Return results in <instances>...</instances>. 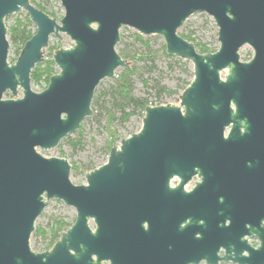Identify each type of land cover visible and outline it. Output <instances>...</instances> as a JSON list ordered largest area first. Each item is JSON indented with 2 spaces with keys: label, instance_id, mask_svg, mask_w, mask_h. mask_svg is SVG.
Segmentation results:
<instances>
[{
  "label": "water",
  "instance_id": "1",
  "mask_svg": "<svg viewBox=\"0 0 264 264\" xmlns=\"http://www.w3.org/2000/svg\"><path fill=\"white\" fill-rule=\"evenodd\" d=\"M58 1L60 20L29 0H0V264H264V0ZM22 11L36 32L10 62L5 19ZM198 13L217 27L214 53L177 32ZM122 27L161 36L168 57L192 64L193 79L179 106L148 105L140 130L74 185L66 155L39 149L91 118L100 82L128 66L116 50ZM61 34L73 45L54 52L57 73L34 90L31 71ZM244 45L253 56L240 58ZM49 200L72 207L75 220L36 253L29 240Z\"/></svg>",
  "mask_w": 264,
  "mask_h": 264
},
{
  "label": "rangeland",
  "instance_id": "2",
  "mask_svg": "<svg viewBox=\"0 0 264 264\" xmlns=\"http://www.w3.org/2000/svg\"><path fill=\"white\" fill-rule=\"evenodd\" d=\"M39 3L46 12L51 15L53 14L56 20H60L64 14L63 8L61 7L58 0H35ZM27 13L22 11L18 14L12 15L5 19L7 33L8 28L13 24L15 19L23 20ZM30 29L33 31L35 26L32 24ZM182 36L192 33V37L195 38V42H201L205 44L209 49H218L219 43L217 41V27L215 26L211 17L204 13H198L191 15L177 31ZM135 30L122 27L120 29V40L126 41L131 44V47L138 49L139 51L146 52V47L143 43L137 41L134 38ZM144 40L148 42L149 49L151 51L161 50L164 46V40L161 36L151 35L142 36ZM73 42L65 34H61V39H56L51 37L49 40L48 47L44 49L43 56L44 61L52 59L55 51L59 49L60 46H72ZM123 45L118 44L116 50L118 53L122 49ZM240 58H246L253 56V50L250 46L244 45L239 50ZM17 57L14 53L13 47L10 45L8 52V59L10 62L14 61ZM166 59L162 58L157 60L156 69L152 73L145 74L144 78L148 79L149 83L153 80H159L168 89L175 91L174 94H164L160 98L156 97L155 94L146 89L140 79L134 78L133 80V93L137 97L147 98L149 102L156 103L158 105H175L179 106V96L186 86V83H190L193 79V66L189 61H185L179 58ZM143 65L142 62L138 63ZM123 68H119L116 71V76H118ZM226 72L222 73V77ZM115 80L104 79L98 85V88L109 89L111 85L114 84ZM30 86L34 90H42L46 85L44 82H39L35 84L31 81ZM11 95V93H6ZM22 96V90L19 89L18 95ZM115 103H117L110 95L102 97L99 102L100 105H104L106 108L112 109L116 117H119V111L116 109ZM142 115L136 113L130 117L129 121L124 124H119L117 120L113 123L111 129L106 127L105 113L101 110L100 122H96L88 118L84 120L79 129L69 135L67 138L60 141L57 147L50 150H41L43 154H56V155H66L73 169L70 171V180L74 185L86 184L85 174L100 167L106 163L109 149L108 144L113 140V145H119L122 138L130 136L138 132L142 125ZM113 136V138H111ZM67 140L81 141V145L74 148L72 144L67 142ZM75 210L72 207L66 206L61 201L49 200L43 209L41 215L36 219L35 229L32 233L29 245L30 249L36 253L44 252L45 241L36 235V229L38 227L49 230L48 225H50L52 220H63L68 224H73L75 220ZM91 227H94L90 223ZM108 264V263H104Z\"/></svg>",
  "mask_w": 264,
  "mask_h": 264
},
{
  "label": "trees",
  "instance_id": "3",
  "mask_svg": "<svg viewBox=\"0 0 264 264\" xmlns=\"http://www.w3.org/2000/svg\"><path fill=\"white\" fill-rule=\"evenodd\" d=\"M35 7L46 13L50 17H54L53 14L49 15L44 7L39 3H36L35 0H29ZM32 23L29 20L28 14L23 20L15 19L13 24L8 28V37L9 43L14 49L15 55L17 57L20 55L24 44L35 34L36 29L33 31L30 29ZM181 36V35H180ZM192 33L181 36L187 41L194 44L197 51L202 54L214 53L216 49H209L205 44L201 42L196 43L195 38L192 37ZM134 38L143 43L146 47V52L139 51L131 47V44L126 41L120 40L119 44L123 45L122 49L118 53L122 59L127 63V67L123 68L121 73L117 76V79L114 81V84L109 87V89H99L98 87L95 90L94 97L92 99L91 108L93 111V116L91 120L100 122L101 119V110L105 113L106 118V127L111 129L113 123L117 122L121 125L129 121L130 117L136 113L144 115L145 108L149 106H157L156 103H151L147 98L137 97L133 93V80L134 78L140 79L143 83V86L151 90L156 97L160 98L164 94H174L175 91L168 89L163 85L159 80L155 79L152 83H149L148 79H145V74L152 73L156 69V61L162 58L171 59L165 53V46H162L161 50L151 51L148 46V42L143 39L141 35L135 33ZM17 59V58H16ZM15 59V60H16ZM14 60V61H15ZM13 61V62H14ZM142 62L143 65L138 63ZM57 73V68L53 60L43 61L40 64H37L34 69L31 71L30 78L31 81L35 84L39 82H44L46 87L51 79V77ZM190 83H186V86ZM110 95L117 103H115L116 109L120 112L119 117H116L115 113L110 108H106L104 105L99 106L100 99ZM113 138V136H111ZM74 148H77L81 145V141H72L67 140ZM113 140L109 142L108 149L113 145ZM51 224L48 225L49 230L46 231L38 227L36 229V235L41 237L45 241L44 250H49L61 237L62 233L65 232L71 225L63 220H52Z\"/></svg>",
  "mask_w": 264,
  "mask_h": 264
},
{
  "label": "flooded vegetation",
  "instance_id": "4",
  "mask_svg": "<svg viewBox=\"0 0 264 264\" xmlns=\"http://www.w3.org/2000/svg\"><path fill=\"white\" fill-rule=\"evenodd\" d=\"M200 182L199 179L197 178V176L193 177L185 186H184V190L185 192L187 193H191L196 184ZM179 183V180L177 178H174L173 180H171L170 182V186L172 188H174L175 186H177V184ZM222 202V197H218V203H221ZM255 236V235H254ZM244 239L248 240V244L250 245L251 248L253 249H257L258 247H260L261 243L259 241V239H248L247 237H245ZM217 257L218 258H222L224 256V250L223 248H219V250L217 251L216 253ZM242 255L244 257H247L248 254L246 251H244L242 253ZM218 264H232V262H224V261H221V260H218L217 262ZM199 264H207L205 260H203L202 262H200Z\"/></svg>",
  "mask_w": 264,
  "mask_h": 264
}]
</instances>
